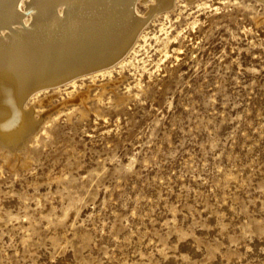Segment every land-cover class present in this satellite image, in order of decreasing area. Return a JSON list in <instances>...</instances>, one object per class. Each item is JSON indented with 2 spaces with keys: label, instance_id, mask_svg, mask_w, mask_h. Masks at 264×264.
<instances>
[{
  "label": "rangeland",
  "instance_id": "374dc122",
  "mask_svg": "<svg viewBox=\"0 0 264 264\" xmlns=\"http://www.w3.org/2000/svg\"><path fill=\"white\" fill-rule=\"evenodd\" d=\"M154 4L120 57L20 99L0 264H264V1Z\"/></svg>",
  "mask_w": 264,
  "mask_h": 264
},
{
  "label": "bare ground",
  "instance_id": "6f19581e",
  "mask_svg": "<svg viewBox=\"0 0 264 264\" xmlns=\"http://www.w3.org/2000/svg\"><path fill=\"white\" fill-rule=\"evenodd\" d=\"M137 1L0 0L1 144L13 148L34 126L20 100L31 90L120 57L147 20ZM172 1L155 0L153 11Z\"/></svg>",
  "mask_w": 264,
  "mask_h": 264
}]
</instances>
